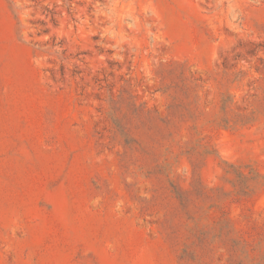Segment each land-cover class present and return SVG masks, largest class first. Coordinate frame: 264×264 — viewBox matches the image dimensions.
<instances>
[{"label": "rangeland", "instance_id": "1", "mask_svg": "<svg viewBox=\"0 0 264 264\" xmlns=\"http://www.w3.org/2000/svg\"><path fill=\"white\" fill-rule=\"evenodd\" d=\"M0 264H264V0H0Z\"/></svg>", "mask_w": 264, "mask_h": 264}]
</instances>
